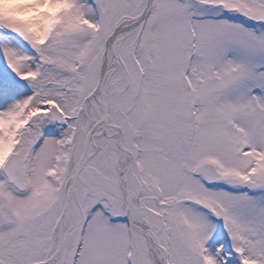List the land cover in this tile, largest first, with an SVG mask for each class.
<instances>
[{
	"label": "snow or ice",
	"instance_id": "6c2138e0",
	"mask_svg": "<svg viewBox=\"0 0 264 264\" xmlns=\"http://www.w3.org/2000/svg\"><path fill=\"white\" fill-rule=\"evenodd\" d=\"M0 264H264V0H0Z\"/></svg>",
	"mask_w": 264,
	"mask_h": 264
}]
</instances>
